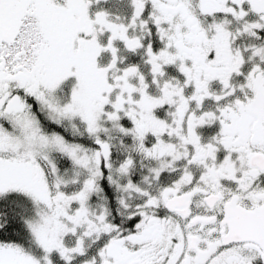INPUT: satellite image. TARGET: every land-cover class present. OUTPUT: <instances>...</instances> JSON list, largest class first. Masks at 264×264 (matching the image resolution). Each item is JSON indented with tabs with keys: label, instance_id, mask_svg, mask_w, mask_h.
<instances>
[{
	"label": "snow or ice",
	"instance_id": "obj_1",
	"mask_svg": "<svg viewBox=\"0 0 264 264\" xmlns=\"http://www.w3.org/2000/svg\"><path fill=\"white\" fill-rule=\"evenodd\" d=\"M0 264H264V0H0Z\"/></svg>",
	"mask_w": 264,
	"mask_h": 264
}]
</instances>
